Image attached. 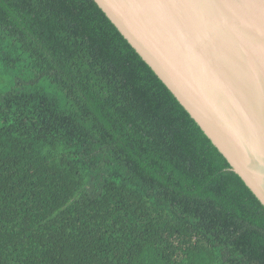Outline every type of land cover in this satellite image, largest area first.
<instances>
[{
  "label": "trees",
  "instance_id": "16d2710c",
  "mask_svg": "<svg viewBox=\"0 0 264 264\" xmlns=\"http://www.w3.org/2000/svg\"><path fill=\"white\" fill-rule=\"evenodd\" d=\"M0 264H264V205L95 0H0Z\"/></svg>",
  "mask_w": 264,
  "mask_h": 264
},
{
  "label": "water",
  "instance_id": "95a60500",
  "mask_svg": "<svg viewBox=\"0 0 264 264\" xmlns=\"http://www.w3.org/2000/svg\"><path fill=\"white\" fill-rule=\"evenodd\" d=\"M264 205V0H95Z\"/></svg>",
  "mask_w": 264,
  "mask_h": 264
}]
</instances>
